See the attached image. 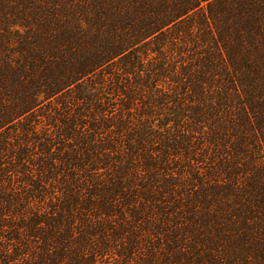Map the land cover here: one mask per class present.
Instances as JSON below:
<instances>
[{
    "label": "trees",
    "instance_id": "16d2710c",
    "mask_svg": "<svg viewBox=\"0 0 264 264\" xmlns=\"http://www.w3.org/2000/svg\"><path fill=\"white\" fill-rule=\"evenodd\" d=\"M0 264H264V0H0Z\"/></svg>",
    "mask_w": 264,
    "mask_h": 264
}]
</instances>
